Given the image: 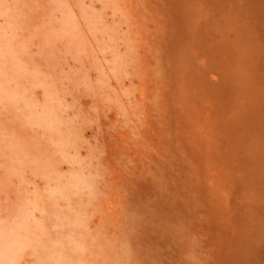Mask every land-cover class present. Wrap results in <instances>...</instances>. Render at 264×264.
Instances as JSON below:
<instances>
[{"label": "rangeland", "instance_id": "obj_1", "mask_svg": "<svg viewBox=\"0 0 264 264\" xmlns=\"http://www.w3.org/2000/svg\"><path fill=\"white\" fill-rule=\"evenodd\" d=\"M0 264H264V0H0Z\"/></svg>", "mask_w": 264, "mask_h": 264}]
</instances>
